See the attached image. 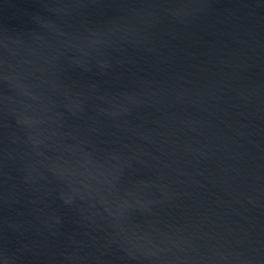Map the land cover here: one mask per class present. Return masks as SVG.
<instances>
[{
    "label": "water",
    "instance_id": "95a60500",
    "mask_svg": "<svg viewBox=\"0 0 264 264\" xmlns=\"http://www.w3.org/2000/svg\"><path fill=\"white\" fill-rule=\"evenodd\" d=\"M0 264H264V0H0Z\"/></svg>",
    "mask_w": 264,
    "mask_h": 264
}]
</instances>
